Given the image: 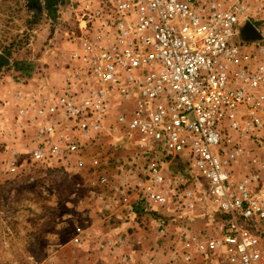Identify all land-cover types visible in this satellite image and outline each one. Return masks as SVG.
Masks as SVG:
<instances>
[{
    "label": "built area",
    "instance_id": "2783aa9c",
    "mask_svg": "<svg viewBox=\"0 0 264 264\" xmlns=\"http://www.w3.org/2000/svg\"><path fill=\"white\" fill-rule=\"evenodd\" d=\"M91 1H74L72 64L37 110L48 119L36 127L31 158L86 164L94 194L107 197L109 158L84 151L112 135L114 146L133 147L116 177L132 181L140 200L215 210L209 232L181 231L192 245L182 261L264 264V59L237 44L246 45L239 17L264 0ZM171 158L194 187L167 175Z\"/></svg>",
    "mask_w": 264,
    "mask_h": 264
},
{
    "label": "rangeland",
    "instance_id": "374dc122",
    "mask_svg": "<svg viewBox=\"0 0 264 264\" xmlns=\"http://www.w3.org/2000/svg\"><path fill=\"white\" fill-rule=\"evenodd\" d=\"M74 1L0 0V264H137L130 260L135 254L140 264H216L198 254L186 263L179 255L182 248H192L181 240V231L209 232L217 217L212 207L196 201L182 210L174 197L159 207L140 200L132 181L120 185L116 167L133 152L131 145L114 146L115 138L104 134L84 151L109 158V186L101 193H136L120 212H109L111 205L106 208L99 198L96 202L97 187L86 164L31 158L36 127L48 119L46 110L40 117L37 110L43 99L59 92V79L72 64L80 10ZM249 13L239 17V26L249 23L261 38L239 36L246 45L237 44L264 59V6L254 4ZM165 162L179 188L194 187L179 160ZM238 168L242 172L247 166ZM109 241L115 253L100 246Z\"/></svg>",
    "mask_w": 264,
    "mask_h": 264
},
{
    "label": "crops",
    "instance_id": "0c3cea01",
    "mask_svg": "<svg viewBox=\"0 0 264 264\" xmlns=\"http://www.w3.org/2000/svg\"><path fill=\"white\" fill-rule=\"evenodd\" d=\"M47 1L48 2H52V1H55V0H47ZM59 81H60V84L63 83V81H64L63 77L60 78ZM135 195H136V193H134V192H132L130 194H125V193L122 194V192H120L119 195H118V192H117V194L112 192V193H110V195H107V197H103V195H102V197L99 198V199H100V203H102L101 205H103L104 202H107L109 205H111V207L109 206V210H110L109 212H112L113 208H115L114 211L115 210H119V209L122 211L126 206L129 205L128 203L132 204V202H134L135 197H136ZM95 199H96V202H99L97 196H96ZM120 210H119V212H120ZM138 228H140V227H138ZM137 245H135V249L137 248ZM100 246H102V248H104V249H109V251H110L111 248H114V250L111 251V252L112 253L116 252L115 245H113V243L111 241H109V244L106 243V242H103V243L101 242ZM149 254H152V253H149ZM135 255H132L133 257L131 256V258H130L131 262H135L137 264H140V260H141L140 257L138 255H136V256ZM122 259L124 261L128 260L127 256H125V257L123 256Z\"/></svg>",
    "mask_w": 264,
    "mask_h": 264
},
{
    "label": "water",
    "instance_id": "95a60500",
    "mask_svg": "<svg viewBox=\"0 0 264 264\" xmlns=\"http://www.w3.org/2000/svg\"><path fill=\"white\" fill-rule=\"evenodd\" d=\"M239 34L244 39V41L248 39L252 40L261 38L259 32L247 22H245V24L240 27Z\"/></svg>",
    "mask_w": 264,
    "mask_h": 264
},
{
    "label": "flooded vegetation",
    "instance_id": "af4514ba",
    "mask_svg": "<svg viewBox=\"0 0 264 264\" xmlns=\"http://www.w3.org/2000/svg\"><path fill=\"white\" fill-rule=\"evenodd\" d=\"M47 1V0H46ZM47 3H48V1H47Z\"/></svg>",
    "mask_w": 264,
    "mask_h": 264
}]
</instances>
